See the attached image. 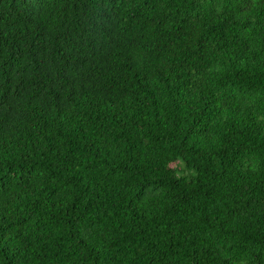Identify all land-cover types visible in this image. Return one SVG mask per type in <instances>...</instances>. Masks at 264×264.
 Masks as SVG:
<instances>
[{"label": "trees", "instance_id": "16d2710c", "mask_svg": "<svg viewBox=\"0 0 264 264\" xmlns=\"http://www.w3.org/2000/svg\"><path fill=\"white\" fill-rule=\"evenodd\" d=\"M0 264H264V0H0Z\"/></svg>", "mask_w": 264, "mask_h": 264}]
</instances>
